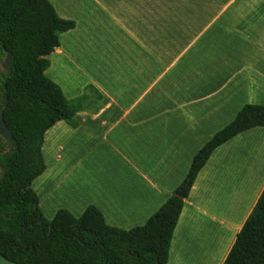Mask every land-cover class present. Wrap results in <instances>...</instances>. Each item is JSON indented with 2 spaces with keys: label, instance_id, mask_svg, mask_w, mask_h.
Instances as JSON below:
<instances>
[{
  "label": "crops",
  "instance_id": "crops-1",
  "mask_svg": "<svg viewBox=\"0 0 264 264\" xmlns=\"http://www.w3.org/2000/svg\"><path fill=\"white\" fill-rule=\"evenodd\" d=\"M47 1L75 26L59 35L45 76L67 100L94 91L75 128L60 121L43 135L45 169L30 186L39 209L51 220L93 206L107 226L141 227L243 106L264 105V0ZM263 188L255 127L198 173L167 264H222Z\"/></svg>",
  "mask_w": 264,
  "mask_h": 264
},
{
  "label": "trees",
  "instance_id": "trees-1",
  "mask_svg": "<svg viewBox=\"0 0 264 264\" xmlns=\"http://www.w3.org/2000/svg\"><path fill=\"white\" fill-rule=\"evenodd\" d=\"M74 23L47 0H0V49L6 57L0 123L11 150L0 142V258L10 264H167L184 201L212 152L236 135L264 127V105H245L193 157L188 173L145 225L107 226L93 206L75 218L59 210L44 218L31 182L45 169L43 135L57 122L77 126L75 115L92 87L67 100L45 76L47 56ZM95 97L100 98L95 92ZM183 192L182 196L179 193ZM222 264H264V188Z\"/></svg>",
  "mask_w": 264,
  "mask_h": 264
},
{
  "label": "rangeland",
  "instance_id": "rangeland-1",
  "mask_svg": "<svg viewBox=\"0 0 264 264\" xmlns=\"http://www.w3.org/2000/svg\"><path fill=\"white\" fill-rule=\"evenodd\" d=\"M95 54H96V52L93 53V55H95ZM92 63L89 62L88 67H91ZM90 64H91V66H89ZM166 65H167V63L165 64V66ZM94 67L95 66H93L92 68H94ZM92 68H87V69L91 70ZM5 73H6V57H5L4 53L2 52V50L0 49V87H1V82L5 76ZM0 100H2L1 92H0ZM0 142H1V144L4 145L6 151L11 150V147H10V144L8 141V134L6 133L4 128L2 127L1 123H0ZM0 174H1V172H0Z\"/></svg>",
  "mask_w": 264,
  "mask_h": 264
},
{
  "label": "water",
  "instance_id": "water-1",
  "mask_svg": "<svg viewBox=\"0 0 264 264\" xmlns=\"http://www.w3.org/2000/svg\"><path fill=\"white\" fill-rule=\"evenodd\" d=\"M182 195H183V192H180V193H179V196H182Z\"/></svg>",
  "mask_w": 264,
  "mask_h": 264
}]
</instances>
